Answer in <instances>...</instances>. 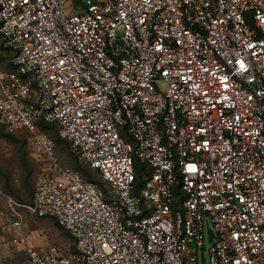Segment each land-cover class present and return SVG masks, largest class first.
Segmentation results:
<instances>
[{
    "label": "built area",
    "instance_id": "built-area-1",
    "mask_svg": "<svg viewBox=\"0 0 264 264\" xmlns=\"http://www.w3.org/2000/svg\"><path fill=\"white\" fill-rule=\"evenodd\" d=\"M0 41V123L54 167L7 200L25 264H198L206 224L210 264H264V0H0ZM24 213L71 244L39 252Z\"/></svg>",
    "mask_w": 264,
    "mask_h": 264
},
{
    "label": "rangeland",
    "instance_id": "rangeland-1",
    "mask_svg": "<svg viewBox=\"0 0 264 264\" xmlns=\"http://www.w3.org/2000/svg\"><path fill=\"white\" fill-rule=\"evenodd\" d=\"M11 70L8 57L0 41V77ZM55 143V154L61 167L79 171L75 163L85 166L78 160L64 140L59 139L50 129H41ZM31 136L23 130L10 131L0 123V264H25L26 258L21 252L22 246L10 243L5 216L9 213L7 200L30 203L37 184L47 176L54 174L51 160L35 153L31 148ZM80 173V172H79ZM81 174V173H80ZM84 178L87 175L81 174ZM25 227L30 244L39 252L50 246L66 247L71 244L70 235L51 217H37L24 213ZM213 231L210 224L205 225V250L199 252L198 264H210L208 249V231ZM43 232L42 236L36 235Z\"/></svg>",
    "mask_w": 264,
    "mask_h": 264
},
{
    "label": "trees",
    "instance_id": "trees-1",
    "mask_svg": "<svg viewBox=\"0 0 264 264\" xmlns=\"http://www.w3.org/2000/svg\"><path fill=\"white\" fill-rule=\"evenodd\" d=\"M1 47H2V44H1ZM2 49H3V47H2ZM3 51H4V49H3ZM5 53H6V55H7V57H8V62H9V55H8V53L6 52V51H4ZM4 126V125H3ZM41 129H50L51 131H53L55 134H56V136L58 137V135H57V133L54 131V129H53V126L52 125H50V124H43V125H41ZM23 131H25V130H23ZM26 132V131H25ZM27 133V132H26ZM45 133V132H44ZM46 134V133H45ZM59 138V137H58ZM60 139V138H59ZM53 140V139H52ZM62 140V139H61ZM66 142V141H65ZM68 144V143H67ZM69 145V144H68ZM70 147V146H69ZM71 150V149H70ZM74 155V154H73ZM75 156V155H74ZM76 157V156H75ZM77 158V157H76ZM78 159V158H77ZM79 160V159H78ZM76 164V166H77V169H79V171L77 170L76 172H80L81 174H83L84 173V175H87V178H84V176L83 175H81L80 173V175L82 176V178L83 179H85V180H87V181H89V182H92V183H94V184H97V185H99V186H103V182L100 180V178H99V176H98V173H97V171H95V170H93V169H91L88 165H86L85 163V166L86 167H84V166H81L79 163H75ZM18 202H20V201H18ZM20 203H24V202H20Z\"/></svg>",
    "mask_w": 264,
    "mask_h": 264
}]
</instances>
